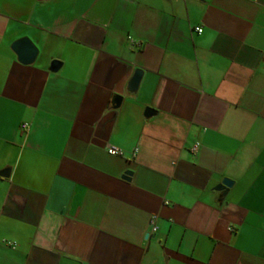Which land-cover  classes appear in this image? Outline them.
<instances>
[{"label": "crops", "instance_id": "1", "mask_svg": "<svg viewBox=\"0 0 264 264\" xmlns=\"http://www.w3.org/2000/svg\"><path fill=\"white\" fill-rule=\"evenodd\" d=\"M6 168L0 264H264V0H0Z\"/></svg>", "mask_w": 264, "mask_h": 264}, {"label": "water", "instance_id": "2", "mask_svg": "<svg viewBox=\"0 0 264 264\" xmlns=\"http://www.w3.org/2000/svg\"><path fill=\"white\" fill-rule=\"evenodd\" d=\"M12 49L15 51L17 54L18 61L23 63V64H33L39 54V48L37 45L33 42V40L28 37L24 36L19 39H17L13 44H12ZM61 66V62L59 60H54L51 64L50 69L52 71H57ZM143 77V70L141 69H136L134 72V75L132 79L129 82L128 85V91L130 93H136L140 87V83ZM123 96L116 95L113 99V105L115 107H118L121 102H122ZM156 113V110H154L151 107H148L146 109V116L150 117L153 114ZM128 174V173H127ZM0 175L2 176H9L10 175V168H6L3 170H0ZM124 178H127V176H124ZM233 185V180L229 178H225L222 183L217 187L219 190H226L227 188L231 187Z\"/></svg>", "mask_w": 264, "mask_h": 264}, {"label": "built area", "instance_id": "3", "mask_svg": "<svg viewBox=\"0 0 264 264\" xmlns=\"http://www.w3.org/2000/svg\"><path fill=\"white\" fill-rule=\"evenodd\" d=\"M197 30H198V32H200V33L203 31V29H202L201 27H198ZM138 45H140V44H138ZM27 126H28L27 123H25V124L23 125V127H27ZM199 145H200L199 143H196V144L193 146V150H194V151H197ZM108 152L111 153V154H123V153H124V150H123V148H121V147H119V146L111 145V146L108 148ZM152 223H153V230L156 231L158 227H157V224H156L155 219L152 220Z\"/></svg>", "mask_w": 264, "mask_h": 264}]
</instances>
